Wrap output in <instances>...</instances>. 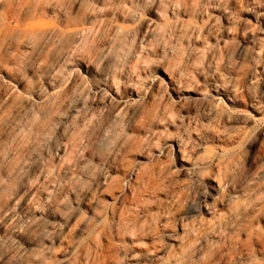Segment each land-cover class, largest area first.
I'll return each mask as SVG.
<instances>
[{
    "label": "clouds",
    "instance_id": "1",
    "mask_svg": "<svg viewBox=\"0 0 264 264\" xmlns=\"http://www.w3.org/2000/svg\"><path fill=\"white\" fill-rule=\"evenodd\" d=\"M0 264H264V0H0Z\"/></svg>",
    "mask_w": 264,
    "mask_h": 264
}]
</instances>
